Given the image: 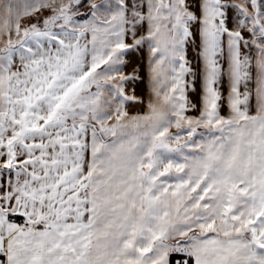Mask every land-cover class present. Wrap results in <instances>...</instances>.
<instances>
[{"label":"snow or ice","instance_id":"snow-or-ice-1","mask_svg":"<svg viewBox=\"0 0 264 264\" xmlns=\"http://www.w3.org/2000/svg\"><path fill=\"white\" fill-rule=\"evenodd\" d=\"M0 264H264V0H0Z\"/></svg>","mask_w":264,"mask_h":264},{"label":"rangeland","instance_id":"rangeland-1","mask_svg":"<svg viewBox=\"0 0 264 264\" xmlns=\"http://www.w3.org/2000/svg\"><path fill=\"white\" fill-rule=\"evenodd\" d=\"M132 59V63L129 65V67H128V71H130L131 70V68H132V66L133 65H136L137 63H138V60H137V58L136 57H133V58H131ZM140 71H141V75H143V71H144V69H143V65H140ZM144 85H143V83H141L140 85H138L137 86V95H144ZM142 110V107L141 108H132V109H130V111H141Z\"/></svg>","mask_w":264,"mask_h":264}]
</instances>
